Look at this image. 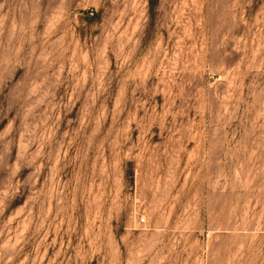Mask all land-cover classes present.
I'll list each match as a JSON object with an SVG mask.
<instances>
[{"label":"rangeland","instance_id":"1","mask_svg":"<svg viewBox=\"0 0 264 264\" xmlns=\"http://www.w3.org/2000/svg\"><path fill=\"white\" fill-rule=\"evenodd\" d=\"M0 0V264H264V0Z\"/></svg>","mask_w":264,"mask_h":264},{"label":"trees","instance_id":"2","mask_svg":"<svg viewBox=\"0 0 264 264\" xmlns=\"http://www.w3.org/2000/svg\"><path fill=\"white\" fill-rule=\"evenodd\" d=\"M155 6H156V2H155V0L151 1V2H150V10H151V12H153Z\"/></svg>","mask_w":264,"mask_h":264}]
</instances>
